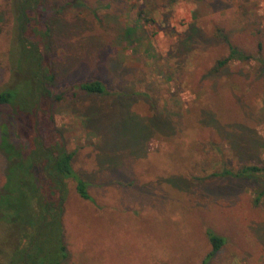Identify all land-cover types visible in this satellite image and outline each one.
Wrapping results in <instances>:
<instances>
[{"label":"rangeland","instance_id":"rangeland-1","mask_svg":"<svg viewBox=\"0 0 264 264\" xmlns=\"http://www.w3.org/2000/svg\"><path fill=\"white\" fill-rule=\"evenodd\" d=\"M68 1L74 4L63 8ZM14 2L0 0V90L21 76L14 65L26 67ZM45 6L55 85L99 78L108 91L47 101L95 202L69 179L61 211L66 253L61 234L45 223L32 264L48 253L47 264H203L213 249L208 229L227 239L208 264H264L260 178L216 175L225 163L264 162V71L255 60L213 70L228 39L254 56L261 42L264 55V0ZM22 82L19 95L27 98ZM6 114L0 110V145ZM245 131L261 144L238 152L232 138ZM8 166L0 150V264H19L37 209L5 187ZM2 204L12 211L2 213Z\"/></svg>","mask_w":264,"mask_h":264},{"label":"trees","instance_id":"trees-1","mask_svg":"<svg viewBox=\"0 0 264 264\" xmlns=\"http://www.w3.org/2000/svg\"><path fill=\"white\" fill-rule=\"evenodd\" d=\"M14 16L18 22L19 40L17 48L21 54V62L24 65H14L13 72L20 73V77L9 86L0 90V110L6 111L7 119L3 122L1 131L0 150L9 160L6 171L7 189L10 193L25 195L30 200L31 209L36 206L37 215L27 220L34 228L29 245L18 252L19 264H32L36 259V249L41 244L45 235V223L48 228L59 232L62 242L63 226L61 211L68 195V180L76 181V190L81 198L95 202L90 193L89 182L80 176L74 168L73 159L75 152L67 149L63 134L58 129L52 110L47 106V101L56 102L65 99L78 100L80 95H101L108 91L106 83L99 78L76 82L58 88L55 85L56 74L50 63V55L47 54L46 45L51 37V25L45 21V0H14ZM73 1H68L63 8L72 6ZM15 6V7H14ZM45 18V17H44ZM48 42V43H47ZM229 52L218 60L214 67L217 72L232 62L257 61L261 70L264 71L263 45L258 44L256 56L248 54L235 44L227 40ZM15 52H13V55ZM12 55V56H13ZM23 80L22 84L28 88L29 96L23 98L19 95L20 86L17 81ZM26 111V112H25ZM215 126V125H214ZM218 130V128H217ZM232 138L233 148L238 152L248 145L258 147L259 139L248 137V132L235 133ZM260 160V159H259ZM239 166L225 163L216 175L245 178L259 177L260 187L256 188L259 194L257 201L264 195V162L251 161L241 162ZM263 177V178H262ZM16 190V191H15ZM9 202V195L5 197ZM256 201V203H257ZM2 213L10 212L2 204ZM33 211V210H32ZM54 232V234H55ZM53 234V235H54ZM28 235V234H27ZM208 238L213 249L204 260L208 264L212 258L226 243L227 239L208 229ZM29 236V235H28ZM60 241V240H59ZM60 250L66 253V247L60 243ZM48 255L40 259L38 264H47ZM66 256V255H64Z\"/></svg>","mask_w":264,"mask_h":264}]
</instances>
